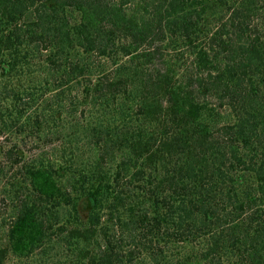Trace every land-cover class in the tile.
<instances>
[{
    "label": "trees",
    "instance_id": "trees-1",
    "mask_svg": "<svg viewBox=\"0 0 264 264\" xmlns=\"http://www.w3.org/2000/svg\"><path fill=\"white\" fill-rule=\"evenodd\" d=\"M36 65L47 81L39 91ZM17 75L18 112L5 103ZM49 92L65 109L93 112L119 100L124 129L96 121L100 161L119 155L111 186L156 182L146 194L156 213L137 217L128 246L101 183L81 203L66 201L70 245H95L81 264L173 251L183 252L175 264H264V0H0V135L19 126L42 136L29 110ZM13 155L0 148V162ZM54 167L42 159L23 166L29 194L9 226L14 252L50 242L66 198Z\"/></svg>",
    "mask_w": 264,
    "mask_h": 264
},
{
    "label": "rangeland",
    "instance_id": "rangeland-1",
    "mask_svg": "<svg viewBox=\"0 0 264 264\" xmlns=\"http://www.w3.org/2000/svg\"><path fill=\"white\" fill-rule=\"evenodd\" d=\"M216 13L217 11L211 9L210 6L209 16L216 15ZM37 66H32L31 70L38 81L42 80V82H34L35 90L39 91L40 85L47 83V81H45V72L41 69L37 70ZM1 73L3 72L1 71ZM20 74L23 75L22 71H20ZM4 75H6L5 72ZM21 79L18 75L12 77L10 92L5 97L6 105L10 108L11 106L16 107V112L21 109V104L24 103L19 94V91L24 90V82ZM36 96L37 102L29 111H31L34 123L43 126L44 134L36 137L35 140L22 133L25 128L14 126L7 131V134L0 135V148H3L5 152L11 149L14 153L12 160L3 156L0 162L2 165L0 171L1 264H81L80 261L84 256V252L92 249L95 245L93 243H91V247L86 243L70 245L69 234L62 230L63 225H68L70 228L67 223V216L72 207L69 208L66 201L68 203L73 201L81 203L93 191L92 186L97 187L100 183L103 187L101 192L108 191L106 196H113L112 198H114L112 209L115 219L113 222L111 221V225L122 234L123 245L128 246V240L130 243L135 242L137 240L135 235L139 231V224L136 222L137 217L146 212H149L150 215L156 213L150 203V198L146 195L152 196V187L156 185V182L153 181V185L151 182L145 183L146 188L139 186L140 184H136V186H133L134 184L127 185L126 182L122 181V187L120 188L111 186L119 155L115 156L116 158L111 156L106 161L102 159L100 161L96 130L101 131V129L96 127V121H107L109 127L115 126V129L118 130L122 126L118 116V114H121V107H118L119 100L114 101L111 99L109 107L105 109L98 108L92 112L84 108L81 110H76L75 107L73 109L60 108L61 101L54 92H49L46 98H40L41 95ZM128 98L124 99V103H127ZM121 102L123 101L121 100ZM131 117L134 121L138 120L140 117L139 111L132 110ZM152 117L149 121L155 119V116L152 115ZM220 119L225 120L223 116ZM152 125L153 123H150L148 129ZM122 129L124 127L118 131ZM35 159H42L46 162L51 161L55 164L54 170L56 171L58 185L61 193H64L66 198H62L61 205L54 209L55 213L56 211L59 213V222H56L54 228L48 231L51 234L50 242L42 248L20 254L14 252L9 245L8 230L10 223L16 216L20 201L29 194L25 187L27 181L23 166L25 162L32 163ZM108 185L110 188H108ZM108 203L105 204L107 209L110 206ZM49 207L52 209L53 206ZM88 212L82 210L80 217L83 223L87 220ZM205 234H207L206 231H201L192 238L198 243ZM127 235L129 238H127ZM99 237L100 239L103 238L104 234L101 232ZM197 248L195 246V249ZM180 253L183 252L173 251L168 254L169 256L167 255L163 259L157 258L156 260H153L151 256L145 257V255L144 258H141L142 256L136 253L132 264H175V259L180 256ZM196 259V253H194L190 261L196 262ZM84 264L93 263L86 260Z\"/></svg>",
    "mask_w": 264,
    "mask_h": 264
}]
</instances>
